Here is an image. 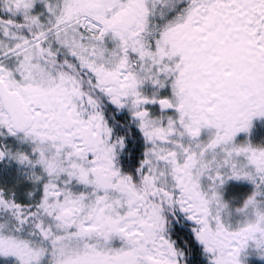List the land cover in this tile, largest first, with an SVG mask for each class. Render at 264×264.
Returning <instances> with one entry per match:
<instances>
[{
    "label": "snow or ice",
    "instance_id": "snow-or-ice-1",
    "mask_svg": "<svg viewBox=\"0 0 264 264\" xmlns=\"http://www.w3.org/2000/svg\"><path fill=\"white\" fill-rule=\"evenodd\" d=\"M0 264H264V0H0Z\"/></svg>",
    "mask_w": 264,
    "mask_h": 264
}]
</instances>
